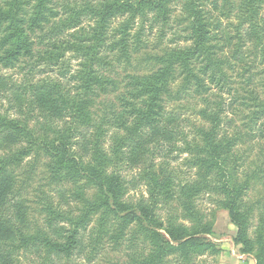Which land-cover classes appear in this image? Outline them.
<instances>
[{
    "label": "rangeland",
    "instance_id": "1",
    "mask_svg": "<svg viewBox=\"0 0 264 264\" xmlns=\"http://www.w3.org/2000/svg\"><path fill=\"white\" fill-rule=\"evenodd\" d=\"M8 1L10 0H0V9H7ZM103 1L45 0V15L50 24L46 25L45 29H39L33 38L39 41L48 32H51V37H45L46 41L42 44L38 43L37 49H49L51 41H70L68 34L74 30L64 32L63 26L57 28L58 23L83 9L84 12L89 13L90 6L101 4ZM242 2L243 0H209L207 3V9L211 10L213 15L210 20L214 28L213 33L217 38L214 42V51L218 53V58L222 61L227 58L233 67L229 68L225 65L232 79L229 81V86L221 89L219 86L212 85L206 93H192L185 99L176 101L175 95L179 87L175 85V81L178 79V83H181L183 80L179 77L181 70L176 67L174 74L176 79L174 82L172 78L170 79L173 94L168 97L170 102L166 107V118L181 117L184 120L183 133L188 140L192 141L194 137H197L196 127L202 123L209 126L201 110L207 109L212 113H220L221 131L216 143L222 144L225 140L233 141L230 158L227 165L223 166L228 173V179L237 185L250 181L251 189L242 196V205L252 210L249 234L254 238L260 219L264 221V113L260 116L261 120L254 124L250 122L251 118H245V115L251 111L246 104L254 102L264 104V32L260 31L258 19H255L258 28H251L247 21L242 23L241 17L246 14V11L242 10ZM39 3L40 0H22V15H25L26 19L31 18ZM170 3L168 24L154 20L157 10L148 5L146 10L150 15L149 19L137 17L131 22L128 43L125 47L116 44L115 41L120 40L118 29L128 16H121L112 21L111 37L107 41L108 48H106L108 50L104 53L107 55V63L96 69L106 80L112 83L117 82L121 87L119 86L116 90L112 88L113 85L111 86L112 90H109L106 104L115 102L117 106L120 103L116 97L131 81V77L156 73L159 69V61L155 57L192 45L191 41H187L191 34L192 18L189 21L185 20V2L173 0ZM216 5L219 9H215ZM262 8L261 13L264 15V4ZM227 11L230 12L226 14ZM91 17V13L82 15L79 27L90 30V27L94 25ZM5 26L6 24L0 31V112L10 118L19 119L23 125L35 129L37 140L47 143L49 139L55 137L50 130L46 129L47 124L50 123L52 129H58V127L63 128L64 123L61 118L52 117L51 114L31 103L33 99L31 86L51 77L58 79L71 97L85 93L82 89L83 80L76 76L81 59H75V54L69 51L67 53L69 62L66 61L62 67L55 66L53 69L45 64L32 68L31 61L27 59L4 64L1 56L6 49V46L2 45L3 38L7 34ZM52 28H55V31H52ZM255 29L258 30L257 33H253ZM206 83L210 85L208 80ZM16 93H24L27 102L25 104L19 102ZM98 93V90H94L88 96L94 98ZM104 107L105 105L99 104L92 111L95 112L96 108L97 111L99 108L102 110ZM98 113L103 115L104 110ZM68 120L71 121V118ZM107 121L110 122V126L105 127L109 129V132L103 142L106 153H112L117 140V137L114 139L115 135L119 134L128 141L123 149L124 162L120 164V172L126 179V193L122 201L128 207H154L165 228L169 227L170 220H173L177 225L182 224L191 228L194 233L201 232L199 237L216 245V252L204 251L202 255L194 259V264H255L254 257L243 254L241 248L235 243L237 228L231 223L228 211L222 204V201L226 199L223 192L213 187L212 191H206L210 190L211 183L209 188L190 197L188 205L195 209L194 214L192 209L190 212L187 210L185 199L180 195L182 187L180 183L194 184L200 181V175L206 171H208L209 180L219 182L221 179V171L209 168L210 164L207 166L203 164L200 167L197 160H194L196 161L194 164L185 162V159L189 160L194 155L209 156L205 150L207 143L202 141V138L199 137V147L191 156L188 151L193 149V146H187L188 150L184 153L182 150L186 149V145L181 140V135H177L172 142L166 141L161 136L160 142L144 145L146 149H150V153L155 155L146 153L148 162L142 163V160L135 157L132 150H135L143 141H149L155 137V130L150 127L143 128L145 140H142L140 136L132 135L126 128L122 129L119 122L116 124L115 118L107 119ZM165 121L167 119L163 120ZM131 125L132 123L128 124L130 127ZM94 131L95 129L91 126L78 125L72 140L70 154L80 160L83 166L93 162V151L87 150L84 143L87 137H92ZM230 138L232 139L229 140ZM26 145L25 141L19 145L14 144L9 134L0 130V160L4 169L12 171L16 177L14 188L18 199L23 197L30 205L27 220L29 224L42 227L55 240L60 239L62 235L61 232L56 233L60 226H65L67 230L74 227L78 229V239L82 247L79 251H75L71 259H60L58 264H136L138 259L149 253L151 241L147 238L145 229L135 223L121 230L120 220L111 215L106 217L104 208L90 212L99 195L93 183L82 173L80 175L73 170L55 167L53 158L46 153L43 146L32 150L23 161L12 165L11 161L19 153L20 147ZM147 166L149 170L151 169V174L160 179H163L166 173L175 177L176 196L173 195V198L167 199L164 191L162 193L153 191L150 181L143 174ZM114 167L111 163L108 170L113 171ZM146 172L149 173V171ZM46 196V200L51 202L50 205L41 203V198ZM51 221H53L52 227L49 226ZM204 228L210 232L208 234L202 232ZM119 231L123 235L117 237ZM161 232L164 231L161 230ZM171 257L166 259L169 261L167 264H178L175 258ZM39 263L40 259L35 255H31L30 258L22 254L20 257V264Z\"/></svg>",
    "mask_w": 264,
    "mask_h": 264
},
{
    "label": "trees",
    "instance_id": "2",
    "mask_svg": "<svg viewBox=\"0 0 264 264\" xmlns=\"http://www.w3.org/2000/svg\"><path fill=\"white\" fill-rule=\"evenodd\" d=\"M172 1L104 0L101 4L92 5L88 9L94 20V25L90 27V30L79 27L81 26V16L89 13L84 12V9L78 11L57 25V28L63 26L64 32L74 30L68 34L71 38H69L70 41H51V47L46 50H39L36 45L44 43L47 39L45 37H51V32L44 34L39 41L33 38L39 29H45V26L50 24L45 15V0H40L33 16L27 19L25 15H22V0H10L7 3V9H0V31L6 24L5 31L7 32L2 41V45L6 46L4 55L1 56L4 64L27 59L31 61L32 68L45 64L53 69L55 66L62 67L66 61L69 62L67 53L71 51L75 54V59H81L76 76L83 80L82 89L85 92L71 97L68 95L66 87L58 79L51 77L31 86L33 94L31 103L51 114L52 117L61 118L64 123V127H58V129H52L51 124H47L46 129L55 136L47 143L37 140L35 129L23 125L19 119L10 118L0 112V130L9 134L14 144L19 145L22 141L27 143L25 147H20L19 153L11 163L12 165L18 164L32 150L43 146L46 153L53 158L55 167L62 170H73L80 175L82 173L93 183L99 195L90 212L104 208L106 217L111 215L120 220L121 230L135 223L145 229L146 236L151 241V250L138 259L136 264H167L169 261L166 259L171 256L178 264H194V259L202 255L204 251L216 252V245L199 237L201 232L194 233L191 228L182 224L177 225L173 220H170V226L165 228L154 207H128L122 201L126 193V179L120 172V164L124 162L125 155L123 149L128 141L119 134L115 135L114 139L117 137L118 143L115 141L111 154L106 153L103 142L109 132V129L105 127L110 126L107 119L112 120L113 118L117 120L116 124L119 122L122 129L126 128L132 135L140 136L142 140H145L143 139V128L150 127L155 130V137L149 141H143L135 150H132L135 157L142 160V163L148 162L145 154L151 152L144 145L160 142L161 136L166 141L172 142L177 135H181V140L186 145L183 152L188 150L187 146H193V149L188 151L191 156L199 147L198 139L200 137L207 143L205 150L209 156L202 153L203 155H194L195 157L193 156L189 160L185 159V162L194 164L196 162L194 160H197L200 167L203 164L206 166L210 164L209 168L221 171V179L219 182L209 180L208 171H206L200 175V181L194 184L183 185L180 183L179 185H182L180 195L185 199L187 210L190 212L192 209L193 214L195 213V209L188 205L190 197L206 190L212 183L210 190L206 191H212L213 187L225 194L226 199L222 201V204L228 211L231 223L237 228L236 245L241 248L243 254L253 256L255 264H264V221L260 219L258 231L255 232L256 236L252 238L249 234L252 210L248 207L246 209L242 205V196L251 189L250 181L237 185L228 179V173L223 168L230 158L233 141L225 140L222 144L216 143L221 131L220 113H212L207 109L201 110V114L205 115L209 126L202 123L196 127L197 137H194L192 141L188 140L183 133L184 120L181 117L166 118V107L170 102L168 97L173 94L170 79L175 81L176 67L181 70L182 73L179 77L183 79L181 83H178V79L175 81V85L179 87L175 95L176 101H181L192 93H206L212 85L226 89L229 86V81L232 80L231 75L225 69V65L233 68L231 62L227 58L222 61L218 58V53L214 51V42L217 38L213 33L214 28L210 21L213 15L211 10L207 9L209 0H183L185 2V20L189 21L192 18L191 34L187 40L191 41L192 45L177 48L166 52L165 55L155 57L159 61V69L156 73L131 77V81L116 97L120 103L117 106L115 102L106 104L111 86L113 85L112 88L116 90L120 86L117 82L112 83L106 80L96 69L107 63V55L104 53L108 50L106 48H108L107 41L111 37L112 21L121 16H128V19L118 29L120 40L115 41L116 44L125 47L128 43L131 22L137 17L149 19L150 15L146 10L148 5L157 10L154 20L168 24V11ZM263 4L264 0H243L242 10H245L246 14L241 17L242 23L247 21L251 28H258L255 23V19H258L260 31L264 32V15L261 13ZM216 8L219 9V6L216 5ZM228 12L230 11H227L226 14ZM52 31H55V28H52ZM257 32L258 30L255 29L253 33ZM206 80L210 85L206 83ZM94 90H98L99 93L96 97L89 98L88 94ZM16 95L22 104L27 102L24 93H16ZM233 102L235 103L236 99ZM99 104L105 105L104 109L99 108L97 111V107L96 113L92 111ZM246 105L251 111L245 115V118H251L252 124L261 120L264 104L254 102ZM103 110L104 114L99 115L98 112L102 113ZM68 118H71V121ZM164 119L167 121L163 122ZM129 123H132L131 127L128 126ZM78 125L91 126L95 129L92 137H87L84 143L87 150L93 151V162L87 163L85 166L70 154L72 140ZM160 126H165L163 127L165 131ZM150 155L154 156L155 153H150ZM111 163L115 166L113 171L108 170ZM148 167H145L143 174L150 181L153 191L155 193L164 191L167 199L173 198V195L176 196L175 177L166 173L163 179H160V177L152 175L151 169L149 170ZM146 171L149 173L147 174ZM15 178L12 171L4 169L2 160H0V264H20L22 254L30 258L31 255L37 256L40 259L39 264H58L60 259H71L75 251H79L82 247L78 239L77 227L71 230H67L65 226L58 227L56 233L61 232L62 235H60V239L55 240L42 227H38L37 224L30 225L27 221L30 205L23 197L18 199L14 188ZM46 199L47 196L42 197L41 203L50 205V200ZM52 222H50V227L53 226ZM201 231L207 234L210 232L206 228ZM122 235L123 233L119 231L116 236Z\"/></svg>",
    "mask_w": 264,
    "mask_h": 264
}]
</instances>
